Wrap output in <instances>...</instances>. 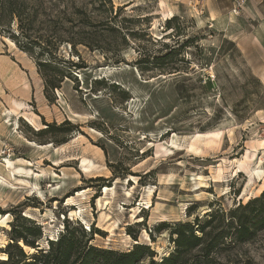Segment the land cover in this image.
<instances>
[{"label": "rangeland", "instance_id": "1", "mask_svg": "<svg viewBox=\"0 0 264 264\" xmlns=\"http://www.w3.org/2000/svg\"><path fill=\"white\" fill-rule=\"evenodd\" d=\"M43 1V19L80 9L83 14L63 26L86 40L75 48L59 45L57 62L66 76L49 101L37 48L24 52L0 32V215L9 214L0 225V259L24 225L39 228L35 244L47 249L69 224L81 226L99 249L147 245L154 255L140 264H150L175 253L179 224L201 226L213 213L208 255L201 245L176 263L264 264L263 214L236 211L253 198L245 199L244 190L254 192L261 178L247 185L244 173L232 172V161L247 151L255 154L250 167L259 158L264 163V28L256 44L240 19L249 20L254 2L245 0L235 16L234 0H163V6L160 0H112V11L100 0ZM167 10L172 16L165 19ZM123 22L134 34L114 27ZM166 61L175 69L155 66ZM12 99L25 102L37 122L9 114ZM86 157L94 164L87 173L80 162ZM5 159L32 174L4 171ZM68 198L74 205H66ZM78 207L83 216H71ZM133 211L140 220L130 218ZM238 217L248 222L247 235L236 237L232 229L223 237L224 224Z\"/></svg>", "mask_w": 264, "mask_h": 264}, {"label": "trees", "instance_id": "2", "mask_svg": "<svg viewBox=\"0 0 264 264\" xmlns=\"http://www.w3.org/2000/svg\"><path fill=\"white\" fill-rule=\"evenodd\" d=\"M100 1L108 4L109 10L112 11V0ZM57 3L54 2L53 5L55 6ZM43 4V0H0V32L6 33L17 47L24 52L34 53L37 48L36 54L40 58H37L36 63L38 72L43 79L44 95L51 101L50 93L53 89L60 87L63 76H66L65 71L60 69L57 62V60H61L58 59L59 56L57 55L59 45L62 42H68L72 48H75L77 44H83L86 39L81 31H74L72 26H63L64 23L67 24L72 21L71 16L83 14L80 9L69 13L66 10H57L53 17L43 19L42 16H46ZM171 19H174V17ZM171 19L166 21V26L171 23ZM107 21L110 22L111 20ZM58 23L61 24L59 27L57 26ZM39 27L44 33H37L40 30ZM114 27L126 30L124 36L134 34L124 22ZM142 32L144 34L145 31ZM163 46L166 47V43H163ZM168 54L170 53L161 57H154L153 60L164 59ZM71 64L75 68H79L78 64ZM155 66L160 67L162 71L175 69L169 61ZM236 211L254 214V218L263 214L259 220L264 222V190L259 196L253 197L245 204H239ZM231 214H234V212H231ZM222 216H225L223 212ZM214 218L215 215L212 213L203 225L199 226L197 222L194 224V226L197 225L196 229L198 228L201 232L200 236L194 233V226L179 224L174 230L177 246L175 253L163 257L158 262L151 261L150 264H178L176 261L181 254L201 245L203 256L208 255L209 250L206 249L207 245L204 244H207L209 235L214 228L212 226ZM23 219L29 221L25 217ZM232 220L230 219L224 224L221 235L226 237L232 232V229H234L233 234L236 237L247 235L250 230L248 222L240 219V217L235 221ZM234 223H236V227L233 226ZM76 224L78 225V223ZM13 230L11 229V232H14ZM97 231V229H94V232ZM28 235L33 240L28 239ZM40 237L41 232L36 225H24L21 231L11 235V241L4 251L6 257L0 259V264H140L146 256L153 257L154 255L149 246L141 244L135 245L126 252L99 249L89 244L90 237H87L86 232L79 225L75 227L67 224L63 234H60L56 239L47 241V249L38 248L39 245L35 244ZM20 242L34 249L31 257H27Z\"/></svg>", "mask_w": 264, "mask_h": 264}, {"label": "bare ground", "instance_id": "3", "mask_svg": "<svg viewBox=\"0 0 264 264\" xmlns=\"http://www.w3.org/2000/svg\"><path fill=\"white\" fill-rule=\"evenodd\" d=\"M163 3H164V1L163 0H160V4H161V6H163ZM163 17L166 19V18H169L170 16H172V12L170 11V10H167V11H164L163 13ZM11 44H12V42H10ZM0 71H2V73L5 71V68H1V70ZM5 75V74H4ZM59 91L57 90V93H58ZM9 114H13V115H15V116H17V118L18 117H24V118H27L28 120H29V122L30 123H32V124H34V123H36L37 122V116L35 115V114H33L32 112H27V110H26V103L25 102H23V101H21V100H16V99H12L11 100V108H10V110H9ZM216 137L217 136V134H214L213 135V137ZM197 137L198 138H201L202 137V134H198L197 135ZM213 137H211V138H208L206 141H205V143H207V144H209V143H211L213 140H214V138ZM198 140V139H197ZM162 148V147H161ZM177 149V148H176ZM189 149L192 151V152H196V151H199V149L197 150V148L195 147V146H193V145H190L189 146ZM159 150V149H158ZM170 149H168V151H169ZM252 151V150H251ZM251 151H247L246 153H245V155L242 157V159H236L235 161H232V162H234V166L232 165V172H233V174L234 175H236L237 173H244L245 174V176L247 177V185H251L252 183H253V179H254V177L256 176V177H260L261 178V184H259L258 185V187L256 188V190L254 191V192H248V193H246L247 191L246 190H244V193L242 194V196H244L245 197V199H248L250 196H253V197H257V196H259L260 194H261V192L264 190V174L262 173V164H264L263 163V160H262V158H257L258 160L254 163L255 165L254 166H252V167H250V163H251V161H252V159H253V156L255 155L254 153H251ZM170 154V153H169ZM257 154V153H256ZM73 159V158H72ZM23 161V160H22ZM221 161H223V160H221ZM81 166H82V171L83 172H85V173H87V172H89V170L91 169V168H93V166H94V164L89 160V159H87V157L86 158H82L81 159ZM226 162V161H225ZM254 162V161H253ZM27 163H29V162H27ZM20 164V163H19ZM228 164V163H227ZM22 165V164H21ZM222 166V165H221ZM2 167L3 168H5L4 169V171L7 169V170H9L10 172H12V173H14V172H20V173H25L27 176H28V174H32V171L31 172H29L28 170H26L25 168H23V167H16L15 165H14V162L12 161V160H9V159H5V161H4V164L2 165ZM230 168V167H229ZM229 168H228V170H229ZM220 169V168H219ZM231 169V168H230ZM92 171V170H91ZM219 172V171H218ZM221 172V171H220ZM219 172V173H220ZM9 173V172H8ZM34 174V173H33ZM221 174V173H220ZM22 175V174H21ZM219 175V174H218ZM34 176H35V178L36 179H39V177H40V175L37 173V174H34ZM58 176V175H57ZM222 176V175H221ZM20 180V179H19ZM219 180V179H218ZM2 181V179H0V182ZM20 181H22L23 183H28L26 180H20ZM36 186L38 185V183H36L35 184ZM26 186H28V185H26ZM108 190H110L111 192H113V189L112 188H109V187H104V189H103V192L104 193H106ZM84 192V190L83 191H78L77 193H76V196H79V195H81L82 193ZM150 192V191H149ZM128 193V192H127ZM149 194H151V192L149 193ZM128 195V194H127ZM101 201V200H100ZM98 204H100V202L98 201ZM107 204H109V202L108 201H105L104 202V205H107ZM66 205H74V202H73V199L72 198H68L67 199V201H66ZM99 207L101 206V205H98ZM102 207V206H101ZM78 210H71V212H70V215L71 216H80V215H82L81 214V212H82V210H81V208L80 207H78L77 208ZM137 209V208H136ZM135 209V210H136ZM104 214V213H103ZM107 215V214H106ZM83 216V215H82ZM105 216V215H104ZM104 216H103V218H104ZM109 216V215H108ZM8 217H9V214H3V215H0V225H4L5 224V222H6V220L8 219ZM162 217V216H161ZM101 218V217H100ZM130 218H132V219H141V218H139V216H136V212H134L133 211V213L131 214V217ZM162 220H163V218H162ZM167 220V219H166ZM87 225V224H86ZM104 230V229H103ZM143 234V233H142ZM144 234H145V236L148 238V234L146 233V232H144ZM20 244L22 245V247L23 248H26V249H28L29 250V252H33L34 251V249L33 248H31V247H28V246H26V245H24V244H22L21 242H20ZM4 245V244H3Z\"/></svg>", "mask_w": 264, "mask_h": 264}, {"label": "crops", "instance_id": "4", "mask_svg": "<svg viewBox=\"0 0 264 264\" xmlns=\"http://www.w3.org/2000/svg\"><path fill=\"white\" fill-rule=\"evenodd\" d=\"M249 9V20L245 22L243 18H240L243 23L247 24L250 27V35L253 37V41L257 44L259 43V39L262 37L260 34L262 32V28H264V0H255ZM238 44H241L242 39L238 41ZM259 76V75H258ZM264 77V76H263Z\"/></svg>", "mask_w": 264, "mask_h": 264}, {"label": "built area", "instance_id": "5", "mask_svg": "<svg viewBox=\"0 0 264 264\" xmlns=\"http://www.w3.org/2000/svg\"><path fill=\"white\" fill-rule=\"evenodd\" d=\"M244 1L245 0H234V4H233L232 10H231L232 15H235V16L239 15L242 3Z\"/></svg>", "mask_w": 264, "mask_h": 264}]
</instances>
